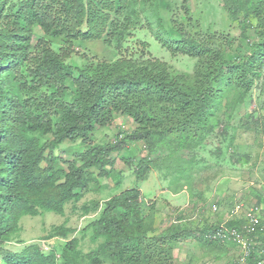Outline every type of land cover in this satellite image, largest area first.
Wrapping results in <instances>:
<instances>
[{"label":"trees","instance_id":"16d2710c","mask_svg":"<svg viewBox=\"0 0 264 264\" xmlns=\"http://www.w3.org/2000/svg\"><path fill=\"white\" fill-rule=\"evenodd\" d=\"M165 6L164 0H0V245L20 230L24 215L64 214L66 204L81 199L88 189L94 169L105 174L114 163L112 153L126 139L144 140L153 152L167 137L162 123L171 120L181 133L179 144H195L194 134L186 133L191 124L208 123L233 91L241 92L243 100L251 91L264 65V30L249 53L229 59L182 27H165L157 12L156 37L162 46L200 56L198 71L174 73L160 59L123 57L76 67L78 72L67 62L79 39L102 38L122 50L138 13H147L150 20L152 9ZM224 7L232 21L264 29V0H224ZM36 27L65 39L67 49L56 51ZM117 114L132 117L136 130L122 139L117 136L115 142L96 144V127L112 124ZM66 140L80 141L84 148L79 160L64 159L67 166L57 167L62 158L55 150ZM149 163V157L139 163L140 178ZM140 197V189L129 188L108 201L93 223L106 241L88 264H100L102 256L115 264H167L153 260L152 244L162 246L179 235L155 236L149 243L154 220L142 216ZM242 223L238 219L209 226L206 237L222 242L208 234L222 225L240 228ZM69 231L60 227L58 233ZM77 243L73 238L65 245L62 264H78ZM0 255L4 264H60L54 245L48 252L39 244L20 252L0 247ZM263 260L264 252L255 247L247 263Z\"/></svg>","mask_w":264,"mask_h":264},{"label":"rangeland","instance_id":"374dc122","mask_svg":"<svg viewBox=\"0 0 264 264\" xmlns=\"http://www.w3.org/2000/svg\"><path fill=\"white\" fill-rule=\"evenodd\" d=\"M164 1L167 6L152 9L150 20L145 17L147 13H138L139 21L122 50L102 38L79 39L72 46L67 62L78 72L76 67L105 60L114 62L123 57L138 62L160 59L174 73L198 71L200 56L162 46L156 37L159 21L154 16L156 12L163 16L161 21L165 27H182L200 40L209 41L229 59L249 53L261 36L259 32L264 30L262 27L258 30L252 23L244 27L242 20L232 21L224 0ZM35 31L45 36L56 51L67 49L65 39L50 37L39 27ZM253 79L254 85L244 100L240 98L241 92L233 91L208 123L191 124L186 129L187 134H194L195 144L187 147L179 144L181 133L171 120L162 123L167 137L153 152L144 140L125 138L121 149L111 155L114 163L107 167L105 174L99 169L93 170L88 189L81 199L66 204L64 214L43 211L37 216H22L20 230L0 247L20 252L30 244H39L48 252L54 245L62 264L65 245L76 238L78 264H88L95 250L106 241L104 235L96 233L93 223L113 196L138 188L141 214L153 216L154 220L148 242L155 236L158 240L162 235L167 238L179 235L174 242L162 246L152 244L154 261L239 264L238 245L228 238L212 242L207 239L205 230L220 222L238 220L235 208L239 203L260 207L264 225V65ZM137 127L132 117L117 114L112 124L96 127L93 140L96 144L111 143L117 136L122 139ZM83 148L80 141H64L55 150L56 156L62 158L57 160V167L67 166L64 159L77 160ZM145 157L150 158V163L140 178L138 165ZM115 212L120 214L122 210L118 208ZM60 227L70 231L58 233ZM101 261L100 264H115L106 256H102ZM0 264H4L1 255Z\"/></svg>","mask_w":264,"mask_h":264},{"label":"built area","instance_id":"2783aa9c","mask_svg":"<svg viewBox=\"0 0 264 264\" xmlns=\"http://www.w3.org/2000/svg\"><path fill=\"white\" fill-rule=\"evenodd\" d=\"M235 212L242 220L240 228L222 227L216 231L213 238H228L238 245L239 252L237 261L240 264H248L247 259L255 247H259L264 252V235L260 238V233L264 232V225H261L260 207L257 205L245 206L243 203L237 204ZM261 225V226H260ZM258 264H264V260Z\"/></svg>","mask_w":264,"mask_h":264},{"label":"clouds","instance_id":"9594fccd","mask_svg":"<svg viewBox=\"0 0 264 264\" xmlns=\"http://www.w3.org/2000/svg\"><path fill=\"white\" fill-rule=\"evenodd\" d=\"M120 137H122V135H121ZM115 141H116V139H115ZM115 141H114V142H115ZM239 264H240V263H239Z\"/></svg>","mask_w":264,"mask_h":264},{"label":"crops","instance_id":"0c3cea01","mask_svg":"<svg viewBox=\"0 0 264 264\" xmlns=\"http://www.w3.org/2000/svg\"><path fill=\"white\" fill-rule=\"evenodd\" d=\"M210 264V263H209Z\"/></svg>","mask_w":264,"mask_h":264}]
</instances>
